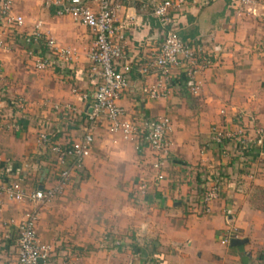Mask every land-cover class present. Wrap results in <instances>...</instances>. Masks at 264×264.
<instances>
[{"label":"crops","instance_id":"0c3cea01","mask_svg":"<svg viewBox=\"0 0 264 264\" xmlns=\"http://www.w3.org/2000/svg\"><path fill=\"white\" fill-rule=\"evenodd\" d=\"M58 1L62 0H12V15L23 16L24 23L0 24L3 36L15 37L18 43H22L18 35L39 27L44 36L74 52L70 63L37 70L24 43L21 47L26 54L21 55L14 50L19 46L16 42V48L6 44L0 47L5 67L3 81L9 96L21 95L29 103L20 119L21 130L0 133V166L11 177L24 176L25 183L33 189L51 185L54 179L52 157L43 154L45 145L39 142L38 135L46 131L60 142L81 138L88 126L85 108L89 99L85 95L96 88L88 58L94 33L69 14L60 13ZM232 4V0L202 1L178 17L175 27L179 35L211 57V63L195 75L199 84L196 92L184 76V65L173 69L166 97L155 101L144 98L142 87L156 84L159 78L141 77L136 67L130 75L129 88L120 100L129 113L133 117L167 114L172 120L165 177L160 184L154 182L150 148L137 150L133 141L111 133L106 125L95 129L85 171L97 167L104 172L106 163L111 161L113 167L120 166L116 171L119 179L130 178L134 197L141 182L149 184L148 194L139 204L133 203V198L126 204L122 198L118 202V189H101L105 199L115 200L113 210L102 217L104 227L119 234L121 246L103 248L100 242L107 241L106 237L94 239L86 235L79 239L73 235L78 223L83 224L86 218L82 215L77 219L68 210V201L75 195L71 186L89 179L83 181L82 171L76 175L81 178L74 175L75 182H70L41 209L37 230L42 240L64 249L63 241L68 239L62 238L66 232L63 230H72L70 238L78 246H73V252L79 264H264V163L257 160L256 150L252 154L248 151L247 158L252 163L249 168L257 171L250 184L239 145L228 140L217 143L214 139L218 129H247V136L258 145L262 133L254 125L264 122V0ZM128 17L133 21L120 31L128 54L136 58L140 53L156 50L165 36L164 25L135 0L125 2L119 9L117 23ZM12 31L17 32L15 36ZM66 105L70 107L64 109ZM251 118L256 123H251ZM122 167L130 175H122ZM205 177L220 179L222 187L219 197L211 202L210 212L197 215L189 209V199L195 200L201 194ZM259 195L263 200H259ZM96 199L100 200L101 195L97 194ZM34 205L3 195L0 264H18L17 224ZM231 228H236L247 241L240 245L223 244L222 233Z\"/></svg>","mask_w":264,"mask_h":264},{"label":"built area","instance_id":"2783aa9c","mask_svg":"<svg viewBox=\"0 0 264 264\" xmlns=\"http://www.w3.org/2000/svg\"><path fill=\"white\" fill-rule=\"evenodd\" d=\"M129 0H62L60 13H67L73 20L89 27L95 40L88 58L91 70L96 78V88L90 95L85 108V121L88 123L79 139L60 142L54 135L46 131L40 132L38 140L45 145L44 153L52 157L53 183L51 185L33 187L25 183L24 176L11 177L9 172L0 166V203L3 195L9 200L34 203L17 224L18 264H79L78 256L71 248H62L58 244L44 241L40 238L37 223L43 209L72 181L76 171H82L87 158L90 156L95 140L94 132L99 125H106L112 133H120L124 139L133 141L136 149L142 151L150 148L154 159L152 169L154 182L160 184L165 174L166 152L171 144L169 131L172 120L169 115L154 117H133L120 103L124 92L129 88L130 75L134 68L138 69L141 77L155 75L159 78L156 84L142 87L144 98L159 100L169 93L172 81V71L177 66H185L186 79L192 90L199 88L195 75L203 71L211 63V57L196 47L192 41L182 38L177 28L178 17L183 15L192 4L207 0H135L142 8L156 17L164 25L165 36L159 47L151 52L140 53L132 58L123 41L122 28L130 26L132 18L117 23V12ZM242 4H250L254 0H232ZM12 0H0V24L14 22L24 23L23 16L12 15ZM180 18V17H179ZM136 24V23H134ZM27 45V56L34 62L36 69H46L56 64L70 63L74 52L69 47L61 45L56 39L44 36L39 27L21 36ZM38 45V48H35ZM43 45V50L41 49ZM4 47L3 39L0 47ZM47 52L44 53V49ZM4 63L0 58V133L6 130L20 131V119L27 110L28 101L18 95L10 97L4 83ZM62 108L56 105V108ZM69 105L63 107L69 108ZM72 108V107H71ZM74 110V109H73ZM75 112V111H74ZM254 121V119H253ZM255 128V127H254ZM249 130L240 129L236 132L216 130L214 139L217 143L235 141L239 145L240 159L246 164L248 147L252 140L247 136ZM262 133L260 142L262 148L256 150V155L264 159V125L257 127ZM48 176V175H47ZM254 174L252 175V177ZM221 181L218 178H204L203 193L198 199H189V209L195 214H207L211 210V202L219 196ZM149 190V184L141 182L135 197L144 199ZM241 238L235 228L223 233L222 243L231 244L232 239Z\"/></svg>","mask_w":264,"mask_h":264},{"label":"rangeland","instance_id":"374dc122","mask_svg":"<svg viewBox=\"0 0 264 264\" xmlns=\"http://www.w3.org/2000/svg\"><path fill=\"white\" fill-rule=\"evenodd\" d=\"M2 33H1V27H0V40L3 39L4 44H6L8 46V48H10V47L16 48L15 42L18 43L16 38L13 37V38L10 39L9 37L3 36ZM16 33L17 32H13L12 34L15 36ZM18 38L22 41V39H21V37L19 35H18ZM23 43H24L23 41H22V43H20V42L18 43L19 44V46H17L18 49H14V48H12V49H14L15 51L17 50V53L20 54V55L22 53H25L24 51H22L23 47H21V46H23ZM25 59H26V55H25ZM4 70H5V67H4ZM240 113L245 115L243 112H240ZM250 121H251V123L252 122L256 123V120L253 121V118H251ZM260 125H264V122H261ZM260 125H259V123H257L254 126L257 129V127H259ZM105 127L107 128V126H105ZM249 145H250V147H248V149H249L248 151L250 152V154H252V152L254 150H259V149L262 148L261 142L258 145H257L256 142H251ZM256 158H257V160H259V162L264 163V159L263 158L259 157L258 155H256ZM247 162H249V164L246 165L244 163L243 167H245V168H243V169L247 173L250 174L249 176H250V184H251L252 183L251 179L252 180L254 179L255 174H257V171L249 168L252 165L250 160L247 159L246 163ZM105 166H106L105 167L106 171H104V172H102V170L99 171V169L97 167H94V169H92V170L89 169L90 171H88L87 169L85 171V169L83 167L82 172L80 170L76 171L74 173V175L76 176L77 172L78 173L81 172L80 174L83 175V178H82L83 181L85 179H87V177H89V179L84 181L81 184L79 181L78 182L73 181V179L75 177V176H73V179H72L71 182H75L76 184L74 185V187L73 186H71V187L75 188V195L72 196V200L73 201L71 200V201H68L69 203L68 202L67 203L69 205L68 206L69 207V209H68L69 210V215L75 216V218H77V219H80L82 217V215H85V217H86L82 221L83 224H79L78 223V227L79 228H77V232H74L73 235L77 236V238H79V239L81 237H85L86 235L89 238H94V239L96 237H100V238L101 237L102 238L106 237L108 240L103 242V243L100 242V246L103 247V248H106V247L112 248L114 246L115 247H118L119 245L121 246V244H122V241L120 239L121 237L119 236V234H113L112 231L109 230L110 229L109 227H107V228L104 227L105 224L103 223V218L102 217L104 215L108 214L109 210H113V208H114L113 207L114 206L113 203H115V200H111V198L105 199L102 196V194H101V189H105L106 187H107L106 188L107 191H109V190L113 191L115 189L116 190L118 189L119 190V197L116 200L118 201V200H120V198H122L123 204L128 203V201L131 202L132 198H133V200H135L133 203L136 202L137 204H139L141 202H140L139 198L134 197L133 194H132L130 178H125L124 177L123 181H122V179H119L118 175H116L117 174L116 171L119 170L120 166H116L115 165L113 167V163H111V161L109 163H106ZM248 168H249V171L247 170ZM120 170L121 171H119V172H121L122 175H127V174L130 175L129 173H126V170L124 169V167H122V169H120ZM87 171H88V174H87ZM254 171H255V173H254ZM103 173H105V175ZM253 174H254V176L251 178V175H253ZM76 177H80V175L76 176ZM29 181H33V180H29ZM246 182H244L243 184H245ZM202 193H203V191L201 192V194L199 196H201ZM97 194H98V196L101 195V199L100 200L96 199L97 198ZM199 196L197 198H195V199H198ZM259 197L261 198L259 200H263V197H261L260 195H259ZM70 209L72 210V212H70ZM72 213H74V214H72ZM106 217H107V215H106ZM104 220H105V218H104ZM107 221H108V218H107ZM68 225H70V224L68 223L67 226ZM79 225H81V226H79ZM99 226L102 227L103 229L102 228L100 229ZM63 231H66V232H64L62 238L63 239H68L67 241L66 240L63 241V246H65L64 248L74 249L73 248L74 245L76 247H78L76 244H73L74 241L71 239L72 238V236H71L72 235V233H71L72 230L64 229ZM82 233H83V235H81ZM68 234H70V236ZM112 244H114V246H112ZM75 250L80 254L78 248L75 249Z\"/></svg>","mask_w":264,"mask_h":264},{"label":"water","instance_id":"95a60500","mask_svg":"<svg viewBox=\"0 0 264 264\" xmlns=\"http://www.w3.org/2000/svg\"><path fill=\"white\" fill-rule=\"evenodd\" d=\"M245 241H247V240L242 239V238H235V239H232L231 245H240V244L244 243Z\"/></svg>","mask_w":264,"mask_h":264}]
</instances>
